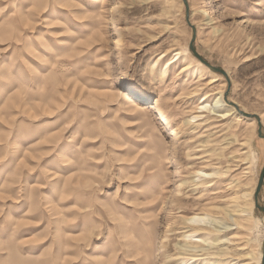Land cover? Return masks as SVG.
Here are the masks:
<instances>
[{
  "label": "rangeland",
  "instance_id": "obj_1",
  "mask_svg": "<svg viewBox=\"0 0 264 264\" xmlns=\"http://www.w3.org/2000/svg\"><path fill=\"white\" fill-rule=\"evenodd\" d=\"M186 2L188 18L182 0H0V264H180L199 213L232 242L195 264H257V121L225 107L185 122L228 91L264 134V0ZM192 29L229 82L197 62ZM197 170L219 179L196 183Z\"/></svg>",
  "mask_w": 264,
  "mask_h": 264
},
{
  "label": "bare ground",
  "instance_id": "obj_2",
  "mask_svg": "<svg viewBox=\"0 0 264 264\" xmlns=\"http://www.w3.org/2000/svg\"><path fill=\"white\" fill-rule=\"evenodd\" d=\"M119 42H120L119 40H116L115 44L119 45ZM179 55L180 53H176V57L172 59L169 62V64L176 63L179 60ZM164 57H165L164 54L161 55V58ZM197 62L208 70L206 66L201 64L199 61ZM215 78L217 79V77ZM127 83L128 80L126 79L125 76L120 75L118 77L119 85H127ZM130 93L136 96L138 102H145V104H147L146 106H149L148 109H153V107H151V103H148L150 102V98L142 95H136L132 92ZM223 95H224L223 92L216 93L213 100H211L210 102L202 99L201 102L196 107L195 115L191 117L189 120H187L185 124L197 122L199 120V116H201L202 114H208L213 117L221 118L223 116L222 112L225 107L233 110L238 117L245 119L243 116L238 115L236 108L228 105L229 101L228 99L225 100ZM233 105L236 104L233 103ZM182 136L183 135L181 132L171 131L169 133V138L171 142L180 141L182 139ZM194 177L196 183H202L206 181L218 180L219 174L215 171L209 172L205 170H197L194 172ZM235 214L236 215L232 216V222L236 226V228L233 230H240L242 229V223L240 218L241 216L242 217L246 216L245 215L246 210L244 211L238 210L235 212ZM243 221L244 220H242V222ZM184 224L186 225L187 231L181 236L182 245L179 248L178 254L184 256V261L181 262L180 264H195L197 261L196 258L199 256H203V252L205 251L206 248L208 249L214 246L225 245V244L230 245L232 242V239L224 237L228 232L227 230L231 231V229L227 227L225 228L224 231H222L223 229V227H221L222 224L220 225L218 219L212 217L208 213H199V214H193L187 216L184 218ZM167 234L168 231L165 230V235L163 236V241H162L163 248L167 247L169 243ZM261 257H262V249H261ZM261 257L257 258V264H261ZM232 260L235 262L236 259H232Z\"/></svg>",
  "mask_w": 264,
  "mask_h": 264
},
{
  "label": "water",
  "instance_id": "obj_3",
  "mask_svg": "<svg viewBox=\"0 0 264 264\" xmlns=\"http://www.w3.org/2000/svg\"><path fill=\"white\" fill-rule=\"evenodd\" d=\"M183 2V5H184V8H185V12H186V18H188V4L186 2V0H182ZM193 30V35H192V38H191V41H190V45H189V49L190 51L192 52V54L199 60V62L201 64H203L204 66H206L207 68H209L211 71L213 72H217V73H220L227 81H228V77L226 75V73L223 71V70H220L218 68H214L212 66H209L206 62H204L197 54L196 52L194 51L193 49V43H194V40H195V33H194V29ZM229 82V81H228ZM229 84V83H228ZM227 94H228V91H227ZM227 94H225L224 96V99L227 100ZM230 105L234 108H236V111L243 117L245 118H254L256 121H257V127H258V130H257V135L259 138H264V134L262 133V126H261V122H260V119L257 115H249V114H246L242 111H240V109H238V107L236 105H233V103H230ZM263 180H264V166L261 170V173H260V176H259V180H258V184L256 186V189H255V192H254V195H253V198H254V205H255V208L258 209L261 213L264 214V207L259 205V201H258V198H259V192H260V189H261V186H262V183H263ZM261 264H264V241H263V244H262V257H261Z\"/></svg>",
  "mask_w": 264,
  "mask_h": 264
}]
</instances>
